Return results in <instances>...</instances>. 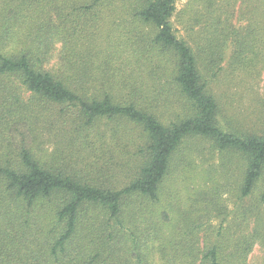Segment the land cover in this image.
<instances>
[{
  "label": "trees",
  "instance_id": "16d2710c",
  "mask_svg": "<svg viewBox=\"0 0 264 264\" xmlns=\"http://www.w3.org/2000/svg\"><path fill=\"white\" fill-rule=\"evenodd\" d=\"M195 1L187 16L176 0H0V264H249L256 249L264 264V132L221 121L209 91L225 67L262 73L264 0ZM117 23L125 40L99 42ZM42 103L138 129L128 183L87 181L18 144ZM200 141L222 155L221 181L203 172L193 189ZM179 176L183 200L166 189Z\"/></svg>",
  "mask_w": 264,
  "mask_h": 264
},
{
  "label": "rangeland",
  "instance_id": "374dc122",
  "mask_svg": "<svg viewBox=\"0 0 264 264\" xmlns=\"http://www.w3.org/2000/svg\"><path fill=\"white\" fill-rule=\"evenodd\" d=\"M196 6L200 4L197 5L195 0H176V11L181 13L187 9V16L196 10ZM234 8L235 23L241 19L240 24L245 25L251 17L248 9L244 10L242 17V13L238 12L239 4L234 5ZM180 18L186 16L180 14ZM172 24L175 35L185 38L186 35L176 17L172 19ZM125 35L121 25L117 23L114 26L102 25L96 37L99 42L102 40L114 44L125 40ZM226 54L228 60L229 51ZM209 91L218 102L221 121L230 122L232 127L243 131L258 134L264 132V68L259 76H249L242 71L231 74L225 67L224 74L218 82L210 84ZM61 109L64 108L42 103L35 111L38 112L32 115L31 122L25 124L24 134L27 135L24 139L16 136V142H24L35 157L49 166H67L87 181L97 180L100 184L114 186L116 189L128 183L141 158L138 151L139 130L132 126L120 128L108 120H99L91 126H83L82 122L75 119L73 109L65 111L71 113L73 122L70 117L61 114ZM193 148H201L202 156L199 160L192 153L197 169L192 171L190 188H203L206 183L201 178L203 172H212V176L216 175L214 180L221 181L217 172L222 155L216 150L211 151L210 144L205 141L193 142ZM183 178L184 176H179L166 185L167 191L171 192L173 189L180 192L181 200L186 195L187 186ZM228 199L231 200L227 196L223 198L226 205L231 207ZM259 257L260 253L256 249L249 258V264H257Z\"/></svg>",
  "mask_w": 264,
  "mask_h": 264
}]
</instances>
